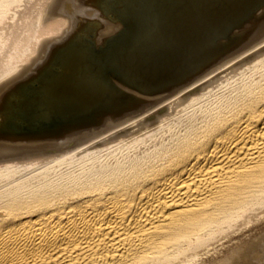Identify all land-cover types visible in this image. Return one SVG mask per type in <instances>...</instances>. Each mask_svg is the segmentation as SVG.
I'll return each instance as SVG.
<instances>
[{"label":"bare ground","instance_id":"1","mask_svg":"<svg viewBox=\"0 0 264 264\" xmlns=\"http://www.w3.org/2000/svg\"><path fill=\"white\" fill-rule=\"evenodd\" d=\"M263 9L0 0V264H264Z\"/></svg>","mask_w":264,"mask_h":264},{"label":"rangeland","instance_id":"2","mask_svg":"<svg viewBox=\"0 0 264 264\" xmlns=\"http://www.w3.org/2000/svg\"><path fill=\"white\" fill-rule=\"evenodd\" d=\"M256 11V10H255ZM258 15V17L260 18L259 19V21L253 26L252 24V26H250V25H246V26H244L245 28H243V29H241V31L239 30L238 31V33H241V32H244V34L242 33L241 35L242 36H240L236 41H238L241 37H243L244 35H246L245 33H246V31H248V32H251L253 29H254V27L255 28H257V27H260L259 25L261 24H264V12H261V14H260V12L259 13H257ZM256 16V17H257ZM262 17V18H261ZM263 19V20H262ZM258 24V25H257ZM101 27V26H100ZM252 29V30H251ZM243 30H245V31H243ZM237 32V31H236ZM234 45V44H233ZM230 47V46H229ZM211 60V59H210ZM213 61V60H212ZM208 65H210L211 63H210V61L208 60ZM207 65V64H206ZM206 65H203V66H205V67H203V66H200V67H202V68H207V66ZM200 67H198V68H200ZM198 68H195L196 70L198 69ZM195 69H192V71H189V73L190 72H192V73H190V74H193V72H195L194 70ZM188 72L185 74V76H184V74L182 75V77L181 78H185L186 79V76H188L189 77V75L190 74H188ZM25 83L26 82H24L23 83V85H25ZM7 97H9V95H7ZM140 99H141V101H140ZM139 99V101L138 102H142V103H146V102H148V101H153L152 99H143V98H140ZM18 101H19V99H18ZM17 101V102H18ZM7 102V101H6ZM16 101H14L13 100V104L14 103H17ZM3 113V112H2ZM4 114V113H3ZM70 167H72V164L71 165H68L66 168H70ZM26 171H27V169H25ZM251 227H252V229H250V230H248V231H245L244 233H243V235H242V237H247V236H256V235H258L260 232H262L263 230H261V229H264V219H260V220H258L257 221V223H255V224H252L251 225ZM253 234V235H252ZM239 240L238 239H232V240H230L228 243H226L225 245H224V247H221V246H219L218 247V249L220 250V252H221V250H224L226 247H228L229 245H231V244H235V243H237ZM209 258L211 259V256H209ZM209 258H207L208 260H209ZM207 260V261H208Z\"/></svg>","mask_w":264,"mask_h":264},{"label":"water","instance_id":"3","mask_svg":"<svg viewBox=\"0 0 264 264\" xmlns=\"http://www.w3.org/2000/svg\"><path fill=\"white\" fill-rule=\"evenodd\" d=\"M263 11H264V9L261 10L260 13L263 12ZM106 15H109V16H110V15H112V12L109 11ZM255 17H256V16H255ZM112 20H113V21H116L117 19L115 20V19L112 18ZM91 25H92V26H96L97 23H96V22H92ZM119 29H120V28H119ZM117 31H118V30H117ZM236 33H238V32H236ZM241 34H242V33H238V34H236V37H235L232 41H230V42H229L228 40H227L226 42H223V41H225V38H226V37H225V35H221V40H220V42L222 43L221 46H219V49H218L216 52H214L212 55L208 56V58H206V61H208V60L211 59L212 57H215L216 55L220 54V53L222 52V50H224L226 47H229V46L233 45V44L236 42V40L241 36ZM94 36H95V33H93V34L90 36V37L93 39V41H95V37H94ZM80 39H83V38L80 37ZM93 44H94V42H93ZM95 44H96V43H95ZM203 65H204V64H201V65H199V64H198V65H195L194 67H192V69L198 68V67L203 66ZM52 68H54V70L57 71V72H58V70H60V68H58V64H57V65H55V64L52 65ZM192 69H189V70H186V71H184V72H181V74H179V76L182 77L183 74L187 73L188 71H192ZM181 77H180V78H181ZM35 81H37V80H33V83H35ZM173 81H174V80L167 81V82L169 83V82H173ZM126 85H127V84H126ZM34 86H37V84H36V85L34 84ZM127 86H128L129 88H131V89H133V88L135 89V87H131L130 85H127ZM123 91H124V90H123ZM124 92H127V91H124ZM127 93H128L129 96L132 97V99H138V98H139V97H138L137 95H135V94H131V93H129V92H127ZM13 99H14V101H16V102L18 101V99H17L16 96H14ZM14 119H15V118H14ZM0 121H1V123H2V122H6V121H4V119H3V113L1 112V110H0ZM21 121H22V120L20 119V121H19L18 123L21 124Z\"/></svg>","mask_w":264,"mask_h":264}]
</instances>
